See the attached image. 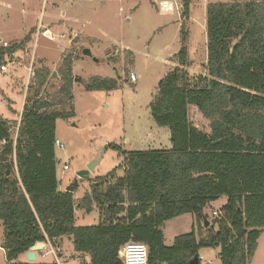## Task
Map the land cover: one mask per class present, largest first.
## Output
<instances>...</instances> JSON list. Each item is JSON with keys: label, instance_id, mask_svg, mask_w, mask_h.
I'll return each mask as SVG.
<instances>
[{"label": "trees", "instance_id": "trees-1", "mask_svg": "<svg viewBox=\"0 0 264 264\" xmlns=\"http://www.w3.org/2000/svg\"><path fill=\"white\" fill-rule=\"evenodd\" d=\"M206 9L205 74L192 76L186 68L182 24L177 65L150 103L155 123L170 128L172 147L125 152L124 174L113 170L97 178L79 202L72 191L60 190L57 177L56 122L69 111L48 110L49 94L36 98L24 105L16 135L0 115V221L8 264H31L18 257L38 242L60 249L67 235L80 256L90 257L87 264H124L119 252L130 240L147 244L148 264H191L201 248L217 247L222 264L251 262L264 230V0L210 2ZM184 10L187 15L189 0ZM15 49L0 48V67ZM60 69L58 101L71 102L70 55ZM51 75L47 67L35 71L39 93ZM117 86L102 76L85 85L98 91ZM191 105L210 122V132L190 120ZM222 195L227 204L206 215ZM94 206L102 221L77 226L76 207ZM185 213L195 217L192 231L167 245L165 222Z\"/></svg>", "mask_w": 264, "mask_h": 264}, {"label": "rangeland", "instance_id": "rangeland-1", "mask_svg": "<svg viewBox=\"0 0 264 264\" xmlns=\"http://www.w3.org/2000/svg\"><path fill=\"white\" fill-rule=\"evenodd\" d=\"M166 1L167 9L161 8ZM185 0H0V48L15 47L6 54L0 69V115L12 118L10 104L18 111L10 120L16 135L22 119L24 105L34 99L48 98V110H66L69 115L56 122V136L64 144L57 148L59 173L65 189L75 179L79 181L73 191L79 202L99 177L116 170L122 176L126 165L125 152L140 149L171 147L170 128L155 123L151 102L157 94L159 81L177 65L175 54L181 50L182 24L188 34V65L192 76L205 74L207 47V5L229 0H189V12L184 10ZM172 6V8H171ZM93 50L99 60L84 55L83 49ZM72 57V101L58 100L63 85L60 67L64 58ZM50 67L52 75L39 93L34 74ZM24 64V65H23ZM56 72V76H54ZM131 73L136 80L132 81ZM108 77L118 82L113 90H88L85 85L93 77ZM41 92V91H40ZM47 92V93H45ZM63 102V103H62ZM190 120L199 128L210 132V122L196 106H190ZM114 146H117L115 148ZM97 161L95 171L79 178L77 172ZM228 202L222 195L205 208L213 217ZM76 225H97L102 221L97 208L92 211L78 209ZM178 220V221H177ZM167 222V221H166ZM166 244L174 237L193 229L191 213L168 220L164 226ZM258 239L255 255L249 264H264V230ZM3 225L0 221V246L3 245ZM63 264L88 262L85 256L73 252L71 240L61 243ZM220 248H201V264H222ZM73 258L72 260L69 258ZM25 261L27 255L21 254ZM55 259L51 254L46 262ZM0 264H8L4 249L0 248Z\"/></svg>", "mask_w": 264, "mask_h": 264}, {"label": "built area", "instance_id": "built-area-1", "mask_svg": "<svg viewBox=\"0 0 264 264\" xmlns=\"http://www.w3.org/2000/svg\"><path fill=\"white\" fill-rule=\"evenodd\" d=\"M167 3L166 1H162L161 2V8L164 10L167 8ZM172 8V6H171ZM6 66L7 65H2L0 67L1 71H5L6 70ZM30 70V74H34L35 72L32 73V68H29ZM130 78L132 81L136 80V76L134 73H131ZM55 144L56 147L59 148H64V144L59 140L56 139L55 140ZM69 168V164L65 163L64 165V170ZM218 213V211H214L213 214L216 215ZM51 245V244H50ZM51 252H53V254L56 257V261L57 264H63L61 262V259L59 257L56 256L55 254V249L54 247L51 245ZM0 248L4 249L3 246H0ZM119 255L123 261L124 264H148V258H149V254H148V246L145 242H139V241H135V240H130L128 242H126L124 244V246L122 247V249L119 252ZM82 264H87L86 262H83Z\"/></svg>", "mask_w": 264, "mask_h": 264}, {"label": "water", "instance_id": "water-1", "mask_svg": "<svg viewBox=\"0 0 264 264\" xmlns=\"http://www.w3.org/2000/svg\"><path fill=\"white\" fill-rule=\"evenodd\" d=\"M84 55L94 58V60L96 62H98L99 60L94 56V52L93 50L89 49V48H84L83 49ZM54 76H56V72H54ZM98 162L97 161H92L87 168H85L84 170L78 171L77 172V176L79 178H84L87 177L89 175V173L94 172L95 171V166ZM79 181L77 179H75V182L70 184L66 190L69 191H74L76 189V187L78 186ZM77 209V207H76ZM204 226L208 227L210 226V221L208 220L207 217L204 218ZM47 246V243L45 242H38L36 243L34 246L31 247L30 252L27 254L28 260L31 262L33 260L36 259V252L39 250L44 249ZM191 264H200V255H196L194 259L191 260Z\"/></svg>", "mask_w": 264, "mask_h": 264}, {"label": "crops", "instance_id": "crops-1", "mask_svg": "<svg viewBox=\"0 0 264 264\" xmlns=\"http://www.w3.org/2000/svg\"><path fill=\"white\" fill-rule=\"evenodd\" d=\"M167 9V8H166ZM6 65V64H5ZM24 65V64H23ZM46 67H50L49 66V64L48 63H46ZM24 68H27V69H29V65H24ZM6 70H7V66H6ZM5 70V71H6ZM10 99H9V101L6 103V105H7V107L8 108H10V111L11 112H13V115L14 116H16L17 114H18V111L17 110H15V108L10 104ZM14 116L12 117V118H4V119H6V120H13V119H15L14 118ZM58 139V138H57ZM171 147H172V145H171ZM171 147H167V148H171ZM58 148V147H57ZM144 150V149H143ZM56 155H57V149H56ZM57 160H58V155H57ZM59 161H57V163H58ZM59 164V163H58ZM57 177H58V180H59V182H60V185H59V188H60V190H66L65 189V187L63 186V183H62V178H64V170H63V172H62V175H60V173H59V165H57ZM75 194V193H74ZM94 208H97L96 206H94ZM76 210H78V209H76ZM214 212V211H213ZM193 216V215H192ZM178 221V220H177ZM168 222V221H167ZM167 222H165V224L167 223ZM194 223H195V217L193 216V225H194ZM165 224H164V226H165ZM166 236V235H165ZM177 236H180V235H176L174 238H176ZM72 240V238L70 237V235H67V236H64V237H62V240L60 241L61 243H63V241L65 242L66 240ZM175 240V239H174ZM165 241H166V238H165ZM174 242V241H173ZM51 245L49 244H47V246L44 248V249H42V252L41 253H37L36 252V259L35 260H33L32 261V263L31 264H51L53 261H50V262H46L45 261V259H47L48 257H49V255L51 254L52 256H55L54 254H53V252H51ZM5 251V250H4ZM73 252H76L74 249H73ZM77 253V252H76ZM27 254H25V256H26ZM200 255V254H199ZM69 256V258L71 257L70 255H68ZM61 258H63V257H61ZM88 260V262L90 261V257L89 256H87L86 257ZM71 260L73 259V258H70ZM22 262H30L28 259H26L25 261H22Z\"/></svg>", "mask_w": 264, "mask_h": 264}]
</instances>
